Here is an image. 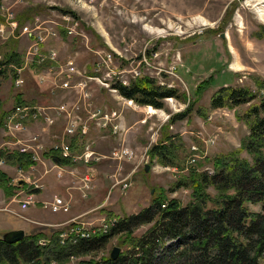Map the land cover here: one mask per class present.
<instances>
[{
    "label": "rangeland",
    "instance_id": "obj_1",
    "mask_svg": "<svg viewBox=\"0 0 264 264\" xmlns=\"http://www.w3.org/2000/svg\"><path fill=\"white\" fill-rule=\"evenodd\" d=\"M0 6L4 15L7 9L15 20L12 32L0 20V59L11 48L19 56L17 65H0V151L26 153L30 159L26 168L6 161L0 165L8 186L5 194L0 178V237L19 230L25 237L42 234L46 241L40 246H44L55 233L69 231L76 222L96 231L107 230L111 222L137 214L159 195L163 202L172 199L186 205L191 201L190 189L178 181L190 172L210 175L217 157L235 153L250 159L242 149L247 126L241 118L250 103L216 107L210 105V97L224 86L262 94L264 0H0ZM27 7L33 11L19 24L17 14ZM61 15L68 22L60 20ZM33 22L40 27L35 35H43L38 53L56 50L59 65L67 57L74 58L80 74L69 75L73 81L69 89L55 86L60 77L68 76L66 72L56 76L58 65L47 59L36 61L42 56H25L31 45L19 27ZM54 22L71 26V34ZM49 68L51 73H47ZM140 76L173 88L177 97H167L161 108H153L123 98L111 85H127ZM16 77L21 80L19 86L13 83ZM80 79L85 86L77 92L81 84L75 81ZM32 105L48 108L52 123L43 125L37 118L16 116L28 132L10 135L2 130L5 116L15 106ZM61 106L74 108V125L76 130L83 127L82 133H74V127L54 114L52 109ZM180 113L185 114L176 117ZM17 139L25 151L14 143ZM61 144L75 156L89 152L87 165L93 168L89 189H83L81 180L89 167L80 161L82 156L62 164L65 168L58 178L54 175L47 152L57 154ZM153 145L168 146L172 163H164L166 159L162 164L150 156ZM121 149L130 152L129 159L114 156ZM27 181L42 187L34 195L35 202L20 210L17 200ZM206 192L215 196L211 186ZM56 195L66 204L64 208L52 212L41 204ZM248 207L258 210L260 206ZM151 224L134 226L131 238L145 234ZM119 238L124 239V234L109 237L84 255L40 264L99 260L108 257L113 246L123 250L117 245ZM18 264L31 261L20 259Z\"/></svg>",
    "mask_w": 264,
    "mask_h": 264
},
{
    "label": "trees",
    "instance_id": "obj_2",
    "mask_svg": "<svg viewBox=\"0 0 264 264\" xmlns=\"http://www.w3.org/2000/svg\"><path fill=\"white\" fill-rule=\"evenodd\" d=\"M32 11L27 7L21 16L17 14L18 23ZM11 63L19 64V56L12 48L0 59V65ZM111 85L123 98L153 108H161L167 97H177L173 88L158 86L144 76L130 80L127 85L119 82ZM244 103L250 104L241 114L247 126L242 149L250 159L231 153L215 159L210 175L203 171L190 172L185 180L178 181V185L190 189L191 201L186 205L180 206L172 199L163 202L159 195L137 214L110 224L105 232L64 245L57 243L56 233L48 244L40 246L37 239L43 238L42 234L9 242L6 232L0 237V264H18L20 259L31 264L61 263L69 257L84 255L121 233L124 239L119 238L117 245L124 248L116 258H90L78 264H259L261 259L264 261V88L258 95L246 87L224 86L210 97V105L216 107L230 108ZM148 153L162 164L166 159L164 163H172V150L166 145H153ZM47 155L56 162L70 163L56 153L47 152ZM0 157L24 168L30 163L26 154L13 151L6 154L0 151ZM0 178L6 194L7 179L1 175ZM209 186L215 191L213 197L206 192ZM249 204L260 207L250 210ZM149 222L152 224L145 234L131 238L134 226Z\"/></svg>",
    "mask_w": 264,
    "mask_h": 264
},
{
    "label": "built area",
    "instance_id": "obj_3",
    "mask_svg": "<svg viewBox=\"0 0 264 264\" xmlns=\"http://www.w3.org/2000/svg\"><path fill=\"white\" fill-rule=\"evenodd\" d=\"M0 9H1V6H0ZM1 10H0V17L2 18L1 20H2L3 24L7 27V29H9L10 32H12L14 29L15 20H14V18H10V17H14V16L11 12H8L7 9H6L5 15L3 14V12ZM60 20L68 22L67 16H64V15L60 16ZM54 24H55V26H60L61 28H63L64 32L67 35L71 34V32H72L71 26L61 25V24H58L57 22H54ZM37 27H39V26L34 25V22L31 26L23 24L22 26L19 27L20 34L23 33V35L26 37L27 40H29V44L31 45L28 47L27 51L25 52V56L26 57L27 56H29V57L35 56L36 59L38 56H42L44 58H38L36 61L42 62V61H44V59H47L48 61L54 62L55 66L58 65V72L56 73V76L58 74L63 73V72H66L68 75L67 78L60 77V79L58 80L59 81L58 84H56L55 86L58 88H61V89H69L71 87L70 83L73 82L69 78V75H73V74L79 75L80 74L79 70L75 66L74 58L73 57L72 58L67 57L64 59L65 61H63L62 65H59L58 57L56 58V56H57L56 50L51 49L46 55L43 53H38V51H37L38 45L43 41V35L42 36L40 34L35 35ZM51 31L54 34V30L51 29ZM10 35H12V34H10ZM25 56H24V59H25ZM105 57H106L107 61H109V55L107 54ZM105 66L108 68L107 64H105ZM51 72H52L51 68L47 69V73H51ZM82 77L84 78L85 76H82ZM37 79H39L41 81L43 78H42V76H38ZM81 80H83V79L75 81V82H78L77 85L81 84L80 86H78V89L75 90L77 92H82V89L85 86V82L81 81ZM79 82H81V83H79ZM13 83L15 86H19L21 84V80L17 79V77H16L14 79ZM72 87H74V85ZM47 109L48 108H39V107L34 106V105L23 106V107L15 106L13 108V110L10 111L8 113V115L5 116L4 123L2 124V130L4 132H8V134H10V135H13L15 131H22L23 132L25 130L28 132L27 126L22 125L20 122L15 120L16 116H21V117L28 116V117H31L32 119L37 118L38 120L42 121L43 125L51 124L52 118L49 117V115L47 114V112H46ZM52 110L54 111V114L56 116L63 118L68 125L74 127V131L76 130L77 126L74 125L75 124V117L73 116V113L75 112V111H73L74 108L68 109L67 106H61L60 108H55ZM87 112H89V111L87 110ZM25 120H26V118H25ZM25 123H26V121L23 122V124H25ZM78 127H80V128H78L74 133H77L78 130H80L81 133L84 131L83 127H81V126H78ZM67 131L70 132L71 130H67ZM32 139L36 140V137L34 135H32ZM14 143H17L18 148L20 147L21 151H25V145L21 144L20 140L17 139L14 141ZM113 154L117 158H128V159L130 158V152H128L126 149L119 150L117 155H116V153H113ZM57 155L59 158L68 159L71 162L77 161L75 159H80L82 156V160H80V161H82L83 164H86L85 166H89V165H87L88 161L86 159V157H88V155H89V152H83V155L75 156L74 154L70 153L67 145L61 144L58 147ZM27 156H29V155H27ZM49 161L52 162L51 168L55 169L54 175L58 178L60 176V173L63 172V169L65 167L62 164L51 160L50 158H49ZM2 163L4 164V160L2 158H0V165ZM92 170H93V168L91 166H89L86 169V171H84L82 173L81 180H82V183L84 186L83 187L84 190H87L90 187V183H88V182L91 181V179L89 177L92 175ZM27 183H29V184H26V186L22 190H20L21 196L17 200V204H18V207L20 210H25L29 205H31L32 203L35 202L34 195H36L37 189H40L42 187L41 185H39L35 181H27ZM42 203H43V205H48V208L52 212H55V211L59 210L60 208H64L66 206V204L64 202H62L61 198L57 197V195L53 196L52 200L50 202H44V201L42 202L41 201V204ZM111 224H112V222H111ZM105 231L106 230H104V229L102 231H96L95 228H90V227L85 228V227L80 226L76 222L73 226H71L69 228V231H67L65 233L62 231L57 232L55 234V238H56V241L58 244L64 245L66 243H73L78 238H87L89 236H93V235H96L98 233H103ZM45 241H46V238H39L37 240V243L39 245H43L45 243Z\"/></svg>",
    "mask_w": 264,
    "mask_h": 264
},
{
    "label": "water",
    "instance_id": "obj_4",
    "mask_svg": "<svg viewBox=\"0 0 264 264\" xmlns=\"http://www.w3.org/2000/svg\"><path fill=\"white\" fill-rule=\"evenodd\" d=\"M143 170L144 171L147 170V165H144ZM22 237H23V232L21 230H19V231H9V232H7V235H6L5 238L9 242H14V241H17V240L21 239ZM118 252H119V248L117 246H113L111 248L110 252H109V256L108 257L110 259H114L118 255Z\"/></svg>",
    "mask_w": 264,
    "mask_h": 264
}]
</instances>
